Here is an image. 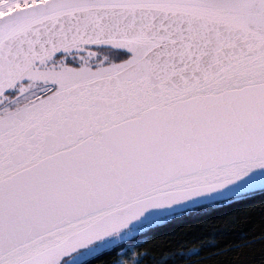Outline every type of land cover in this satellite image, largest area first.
Wrapping results in <instances>:
<instances>
[{"label": "snow or ice", "instance_id": "snow-or-ice-1", "mask_svg": "<svg viewBox=\"0 0 264 264\" xmlns=\"http://www.w3.org/2000/svg\"><path fill=\"white\" fill-rule=\"evenodd\" d=\"M0 264H264V0H0Z\"/></svg>", "mask_w": 264, "mask_h": 264}]
</instances>
